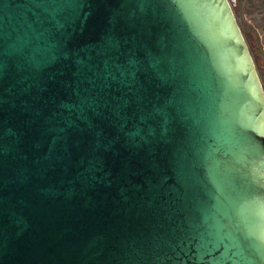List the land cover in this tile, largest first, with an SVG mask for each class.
<instances>
[{
  "label": "water",
  "instance_id": "obj_1",
  "mask_svg": "<svg viewBox=\"0 0 264 264\" xmlns=\"http://www.w3.org/2000/svg\"><path fill=\"white\" fill-rule=\"evenodd\" d=\"M0 264H264L229 0H0Z\"/></svg>",
  "mask_w": 264,
  "mask_h": 264
},
{
  "label": "rangeland",
  "instance_id": "obj_2",
  "mask_svg": "<svg viewBox=\"0 0 264 264\" xmlns=\"http://www.w3.org/2000/svg\"><path fill=\"white\" fill-rule=\"evenodd\" d=\"M248 42L264 89V0H229Z\"/></svg>",
  "mask_w": 264,
  "mask_h": 264
},
{
  "label": "trees",
  "instance_id": "obj_3",
  "mask_svg": "<svg viewBox=\"0 0 264 264\" xmlns=\"http://www.w3.org/2000/svg\"><path fill=\"white\" fill-rule=\"evenodd\" d=\"M251 44H252V42H250V48L252 47Z\"/></svg>",
  "mask_w": 264,
  "mask_h": 264
}]
</instances>
